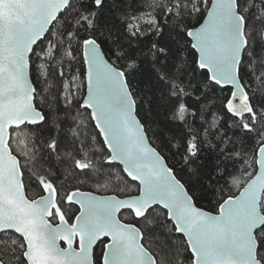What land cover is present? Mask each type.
I'll use <instances>...</instances> for the list:
<instances>
[{"label": "snow or ice", "instance_id": "snow-or-ice-1", "mask_svg": "<svg viewBox=\"0 0 264 264\" xmlns=\"http://www.w3.org/2000/svg\"><path fill=\"white\" fill-rule=\"evenodd\" d=\"M0 264H264V0H0Z\"/></svg>", "mask_w": 264, "mask_h": 264}]
</instances>
